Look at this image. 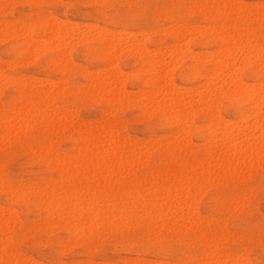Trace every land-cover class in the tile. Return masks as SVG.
I'll return each instance as SVG.
<instances>
[{"label":"rangeland","instance_id":"rangeland-1","mask_svg":"<svg viewBox=\"0 0 264 264\" xmlns=\"http://www.w3.org/2000/svg\"><path fill=\"white\" fill-rule=\"evenodd\" d=\"M263 12L264 0H0V264H264V105L260 106L262 116L250 117L246 102H230L222 96L232 88L224 74L228 70L216 73L214 63L202 60L213 50L232 56L229 61L234 60L236 68L231 71L237 72V80L260 83L262 78H252L251 70L258 67L260 56L264 63ZM54 21H61L64 30L67 26L63 34L53 36L46 31ZM174 27L183 30L181 42L174 36ZM106 31L117 33L114 39L122 48L114 60L101 52L104 45L95 39ZM235 34L238 44L229 40ZM57 37L67 44L60 60ZM127 37L144 46L148 54L142 52V58H137L135 46L134 51H126ZM247 44L250 50L245 51ZM155 52H160L158 58L167 65L161 74L165 88H173L170 92L177 96L180 93V100L191 101L194 109L205 82L201 72L211 73L208 76L216 83L211 87L215 88L214 104L208 111L200 102L193 116L184 119L188 104L176 113H181L179 124L169 119L172 108L150 104L148 95L157 88L151 85L145 59ZM226 56L221 54L228 61ZM113 72L122 75L116 91L98 94L93 81ZM169 79L172 84L167 83ZM19 82L27 83L24 90L17 86ZM47 85L53 89L51 101L46 100L51 103L30 102L27 107L33 111L27 112L28 88H40L39 96H44L42 89ZM163 89L152 91L151 97L166 92ZM172 93L170 97L175 98ZM53 108L63 115H54ZM212 113H219L217 117L235 133L244 123L241 119L248 116L244 127L249 125L252 136L248 132V141L238 150V162L230 156L232 143L222 148L219 137L211 141L204 132ZM252 131L260 138H253Z\"/></svg>","mask_w":264,"mask_h":264},{"label":"bare ground","instance_id":"bare-ground-1","mask_svg":"<svg viewBox=\"0 0 264 264\" xmlns=\"http://www.w3.org/2000/svg\"><path fill=\"white\" fill-rule=\"evenodd\" d=\"M19 2V1H18ZM218 2V1H217ZM258 2V1H257ZM234 3V2H233ZM19 4V3H18ZM97 5V4H96ZM220 5H222V3L220 4ZM228 5V4H227ZM236 5V4H235ZM243 5V4H242ZM256 5V4H255ZM259 5H261L260 3H259ZM259 5L257 6V7H259ZM243 7H244V5H243ZM256 7V6H255ZM227 8V7H226ZM240 8V7H239ZM242 8V7H241ZM260 8V7H259ZM231 9H232V6H231ZM243 10V9H242ZM260 11V10H259ZM258 11V12H259ZM244 12V11H243ZM6 13V12H5ZM264 13V12H263ZM50 15V14H49ZM259 15H260V12H259ZM47 16V15H46ZM211 16V15H210ZM243 16H244V14H243ZM246 16V15H245ZM255 16V15H254ZM258 16V15H257ZM51 17H53V16H51ZM256 17V16H255ZM47 18H50V17H47ZM224 18V17H223ZM228 18V17H227ZM260 18V17H259ZM243 19V18H242ZM251 19H252V17H251ZM41 20V19H40ZM54 20V19H53ZM264 20V19H263ZM31 22V21H30ZM29 22V23H30ZM44 22V21H43ZM53 22V21H52ZM52 22L50 23V25L52 24ZM55 23H53L52 25H51V27H52V29L51 30H46V31H51L52 33H49L50 35L52 34L53 35V33H55V35L57 34V35H60L63 31L65 32V30H66V28H67V26L65 27V30H64V28L62 29L60 26H59V22H61V21H59V22H57V21H54ZM245 22V21H244ZM4 23V22H3ZM70 23H73V22H70ZM227 23V22H226ZM24 24V23H23ZM78 24V23H77ZM89 24V23H88ZM205 24V23H204ZM209 24V23H208ZM29 25V24H28ZM47 25V24H46ZM66 25H68V24H66ZM70 25V24H69ZM175 25V24H174ZM173 25V26H174ZM219 25H222V24H220L219 23ZM227 25H229V24H227ZM230 25H231V23H230ZM6 26V25H5ZM63 26V25H62ZM75 26V25H74ZM84 26V25H83ZM92 26V25H91ZM95 26V25H94ZM189 26V25H188ZM207 26V25H206ZM212 26V25H211ZM217 26V25H216ZM238 26V25H237ZM250 26V25H249ZM15 27V26H14ZM20 27H22V25L20 26ZM26 27H29V26H26ZM99 27H101V26H99ZM194 27V26H193ZM200 27V26H199ZM224 27V26H223ZM234 27H236V26H234ZM252 27V26H251ZM264 27V26H263ZM96 28V27H95ZM176 27H174V29H175ZM182 28V27H181ZM216 28V27H215ZM247 28V27H246ZM4 29V28H3ZM26 29H28V28H26ZM44 29H46L45 27H44ZM49 29V28H48ZM102 29V28H101ZM177 29V28H176ZM175 29V34H174V36H175V38L178 40L177 42H181V40H182V37H183V30H181L180 28H179V30L177 29L176 30ZM183 29H185V28H183ZM190 30H192L191 29V27L189 28ZM189 29H186V30H189ZM194 29V31H195V28H193ZM197 29V28H196ZM234 29V28H233ZM237 29H238V27H237ZM262 29V28H261ZM9 30H11V28L9 29ZM29 30V29H28ZM72 29L70 28V31H71ZM106 30V29H105ZM186 30H184V31H186ZM200 30V29H199ZM204 30H205V28H204ZM213 30V29H212ZM217 30V29H216ZM14 31V30H13ZM16 31H18V30H16ZM23 31V30H22ZM45 31V32H46ZM69 31V32H70ZM158 31H159V29H158ZM197 31V30H196ZM195 31V32H196ZM203 31V30H202ZM235 31H238V30H235ZM246 31V30H245ZM248 31V30H247ZM246 31V32H247ZM264 31V30H263ZM9 32H11V31H9ZM68 32V31H67ZM100 32V31H99ZM103 32V31H102ZM119 32V31H118ZM156 32V31H155ZM173 32V33H174ZM187 32V31H186ZM185 32V33H186ZM188 32H190V31H188ZM205 32H207V30L205 31ZM234 31H231V33H233ZM239 32V31H238ZM115 32L113 31V32H111V31H109V33L106 31V35H98L97 37L98 38H95V39H98L101 43H103V48H104V50L102 51L101 50V52H104L105 51V55H109L110 56V59H115V54L116 53H118V52H120V50H122V48H120L121 46L117 43V41H119V40H117V39H114V37H115V35H117V33L116 34H114ZM127 32H125V34H126ZM132 33V32H131ZM151 33V32H150ZM160 33V32H159ZM192 33V32H191ZM203 33V32H202ZM241 33V32H240ZM257 33V32H256ZM263 33V32H262ZM261 33V34H262ZM16 34V33H15ZM63 34V33H62ZM66 34V33H65ZM97 34V33H96ZM123 34V33H122ZM141 34V33H140ZM143 34V33H142ZM145 34H147V33H145ZM166 34V33H165ZM194 34V33H193ZM192 34V35H193ZM218 34V33H217ZM223 34V33H222ZM228 34H229V32H228ZM234 34V33H233ZM236 34H239V33H236ZM233 35L229 40H231V43L232 42H237V41H239L238 39H237V36L238 35ZM258 34H260V33H258ZM11 35V34H10ZM9 35V36H10ZM67 35V34H66ZM83 34H81V36H82ZM148 35V34H147ZM230 36H231V34H229ZM241 35H246V34H241ZM49 36V35H48ZM54 36V35H53ZM70 36V35H69ZM68 36V37H69ZM72 36V35H71ZM70 36V37H71ZM126 36V35H125ZM141 36L142 35H139V38H141ZM149 36V35H148ZM211 36V35H210ZM221 36V35H220ZM223 36V35H222ZM50 37V36H49ZM64 37V36H63ZM96 37V36H95ZM129 37V36H128ZM128 37H127V39L125 40V41H127L128 40ZM136 37V36H135ZM134 37V38H135ZM143 37V36H142ZM190 37V36H189ZM215 37V36H214ZM224 37V36H223ZM239 37V36H238ZM246 37V36H245ZM250 37V36H249ZM6 38H8V37H6ZM40 38V37H39ZM45 38V37H44ZM60 38H62V37H57V39H56V53H57V60L59 59H62L61 57H63V55L65 54V52L67 51V44L65 43H62L61 42V40H60ZM67 38V37H66ZM117 38H119V36L117 37ZM134 38H133V40H134ZM138 38V37H137ZM222 38V37H221ZM242 38H244L243 36H242ZM247 38V37H246ZM30 39H33V38H30ZM49 39H51V38H49ZM92 39V38H91ZM91 39H90V41H91ZM130 39H132V38H130ZM143 39V38H142ZM189 39V38H188ZM226 39V38H225ZM249 39V38H248ZM252 39V38H251ZM250 39V40H251ZM43 40H45V39H43ZM135 40H138V39H136L135 38ZM140 40V39H139ZM203 40V39H202ZM63 41H65V40H63ZM140 41H142V40H140ZM199 41V40H198ZM201 41V40H200ZM224 41H226V40H224ZM223 41V42H224ZM228 41V40H227ZM244 41V40H243ZM254 41V40H253ZM31 42V41H30ZM39 42V41H38ZM37 42V43H38ZM133 42V43H132ZM138 42V41H137ZM68 43V42H67ZM82 43V42H81ZM84 43V42H83ZM140 43V42H139ZM221 43V42H220ZM233 43V44H234ZM239 42H237V44H238ZM249 43V42H248ZM177 44H179V43H177ZM236 44V45H237ZM246 44V43H245ZM244 44V45H245ZM258 44V43H257ZM53 45V44H52ZM70 45H72V44H70ZM124 45H125V43H124ZM179 45H181V44H179ZM178 45V46H179ZM182 45H184V44H182ZM230 45V44H229ZM251 45V44H250ZM51 46V45H50ZM135 46V49H136V52H137V54H139V57H137V58H142V57H140V56H143V54L146 52L145 50L146 49H144V46H142L141 44H136V41L134 42V41H132V40H129V41H127L126 42V46H124L125 47V50L126 51H128V50H132L133 48L132 47H134ZM170 46V45H169ZM231 46V45H230ZM54 47V48H55ZM123 47V48H124ZM176 47L177 46H173L172 47V45H171V49L172 48H174V50L176 49ZM180 47V46H179ZM184 47V46H183ZM186 47H187V43H186ZM234 47V45L233 46H231V48L230 49H232ZM236 47V46H235ZM234 47V48H235ZM254 47V45L251 47V49L252 50H254V52L253 53H255L256 52V50L253 48ZM256 47V46H255ZM68 48H69V46H68ZM72 48V47H71ZM70 48V49H71ZM228 49H229V47H227ZM226 47H225V49H222V47H221V49L222 50H226L227 49ZM243 48H245L246 50L245 51H247V50H250V46H248V44H247V46H244ZM24 49H26V48H24ZM47 50L48 49H50V48H46ZM170 49V50H171ZM179 49V48H178ZM236 49L238 50V48L236 47ZM258 49H259V47H258ZM125 50H123V51H125ZM149 50V49H148ZM156 50H158V49H156ZM184 50V53H188V51H186V48L184 49H182V51ZM237 50H236V52H237ZM241 50V49H240ZM132 51H134V50H132ZM175 51H177V50H175ZM180 50H178V52H179ZM218 51V50H217ZM242 51V50H241ZM240 51V52H241ZM244 51V50H243ZM259 51V50H258ZM68 52H70V51H68ZM142 52H144V53H142ZM154 52V51H153ZM181 52V51H180ZM224 52V51H223ZM230 52H231V50H230ZM234 52H235V50H234ZM234 52H232V53H234ZM261 52V51H260ZM31 53V52H30ZM147 53V52H146ZM219 53V51L218 52H214V50H213V53H210V55H208L207 57L205 56V58L204 59H202L204 62L205 61H207V62H212V63H214L215 64V72L217 73L218 71H225V70H228V71H231L234 67H235V65L233 66V64H232V61H234V60H232V61H229L230 59H232V58H230V57H232V56H226V54H224V53H221L220 52V54H218ZM226 53L228 54V51H226ZM257 53V52H256ZM68 54V53H67ZM120 54V53H119ZM148 54V53H147ZM146 54V55H147ZM159 54H160V52H159ZM159 54L158 53H156L155 52V54H151L147 59H145V61H146V65L147 66H149L148 67V73L151 75V79H152V82H151V85H152V87H155V88H157V89H155V91L157 90V91H161V89H163V90H166V92H164V93H161V92H159V93H161L160 95L159 94H157V95H159V96H154V97H151V95H150V93L152 94V96L154 95V93L153 92H155V91H153V90H151L150 91V93H149V95H148V93L146 94V95H148L151 99H150V104H152L155 108H161V109H163V108H172V112H171V115H170V117H169V119L172 121V122H174V123H178L179 122V120H180V117L178 116V115H180L179 113H178V115L176 114L178 111H180L181 109H183V108H185V107H187L188 106V104H189V106H188V109H187V111H186V113H185V110H184V119H187V120H189L190 118H191V116H193L192 115V112L194 111V110H196V105L199 103L200 104V102L201 103H203L202 105H203V107H204V110H209V108L211 107V105L212 104H214V91H215V88H214V91L212 90V88L211 87H213V83H216V82H213L212 81V79H211V77L210 76H208V75H210V74H204V72H201L202 73V75L201 76H203V79H205V82H204V84L201 86L202 87V89L200 90V91H198L197 92V96L199 97V99H198V101L195 103L196 105H195V109H194V107H193V104H191V101H187V102H185V101H183V99L182 100H180V93H179V97L177 96V94L175 95V93H172V92H170L172 89H171V87H170V89L169 88H165L166 87V84H164V83H162V81L161 80H163L162 79V77H161V74H162V72L163 71H165V70H163L165 67H163L165 64L163 63V61L161 60V59H159L158 57H159ZM197 54V53H196ZM217 55V59H214V58H212V56H214V55ZM221 54H223V57H227L228 58V61L225 59V58H221ZM186 55V54H185ZM189 55V54H188ZM212 55V56H211ZM220 55V56H219ZM243 55V54H242ZM250 55H251V53H250ZM253 55V54H252ZM261 55V54H260ZM67 56V55H66ZM108 56V57H109ZM136 56V55H135ZM193 56V55H192ZM195 56H197V55H195ZM237 56V55H236ZM241 56V55H240ZM256 56H258V53L256 54ZM255 56V57H256ZM114 57V58H113ZM117 57V56H116ZM124 57V56H123ZM127 57V56H126ZM181 57V56H180ZM191 57V56H190ZM248 57V56H247ZM259 57V56H258ZM261 57V56H260ZM260 57H259V59H260ZM107 58V57H106ZM184 58V57H183ZM197 58V57H196ZM201 58V57H200ZM239 58V57H238ZM252 58V57H251ZM26 59V58H25ZM28 59V58H27ZM178 59V58H177ZM182 59V58H181ZM194 59H195V57H194ZM199 59V58H198ZM225 59V60H224ZM234 59H236L235 57H234ZM245 59L247 60V58L245 57ZM254 59V58H253ZM258 59V58H257ZM257 60V63H258V67L256 68V69H254V70H251V76H252V78H255V77H261L262 78V80H261V82L259 83V81H258V84H256V85H252V83H251V85H249V83H242V81H240V80H237V78H236V74H237V72H236V74H235V72H233V71H231V72H224V74H225V77H226V79H227V82H228V84H227V86L228 85H230V86H232V88L230 87V88H228V89H224L225 91H223L222 89V96H224L227 100H229L230 102L232 101H235L236 99L238 100H243L244 102H246V104L249 106L248 107V112L250 113H248L249 115H250V117H251V115H252V117L254 116L255 117V114H257V115H261V113H263V112H261L262 110H263V108H262V110L260 111V109H261V107L260 106H262V105H264L263 104V98H264V63L263 62H261V60ZM34 60V59H33ZM113 60H111V62L113 61ZM176 60V59H175ZM197 60V59H196ZM241 60V59H240ZM246 60H244V61H246ZM249 60V59H248ZM172 61H174V60H172ZM179 61H180V59H179ZM5 62V61H4ZM114 62V61H113ZM49 63V62H48ZM110 63V62H109ZM233 63H235V61L233 62ZM246 63V62H245ZM70 64V63H69ZM205 64V63H204ZM109 65V67L110 66H114V64L113 63H110V64H108ZM145 65V66H146ZM256 65V64H255ZM65 66V65H64ZM165 66H167V65H165ZM68 67V66H67ZM108 67V68H109ZM115 67V66H114ZM173 67V66H172ZM190 67V66H189ZM243 67V66H242ZM196 67H194V69H195ZM236 68V67H235ZM63 69V68H62ZM101 69V68H100ZM103 69V68H102ZM112 69V68H111ZM114 69H116V67L114 68ZM144 69V68H143ZM139 70V69H138ZM142 70V69H141ZM167 70V69H166ZM169 70V69H168ZM167 70V71H168ZM98 71H99V69H98ZM117 71H120L119 69L117 70ZM116 71V72H117ZM146 71V72H147ZM170 71V70H169ZM168 71V72H169ZM213 71H214V69H213ZM234 71H235V69H234ZM237 71V70H236ZM99 72H101V71H99ZM107 72V71H106ZM111 73V74H107L106 76H104V77H100V78H96L95 79V81H93V84H94V82H95V87L96 88H94V89H97V92H98V94H102V95H105V94H109V93H112L113 94V92L112 91H114L115 90V86H116V84H119V82H121V80H120V77L119 76H122V75H119V74H117V73ZM137 72V71H136ZM215 72L213 73L212 72V74H215ZM68 73V72H67ZM143 73V72H142ZM197 73V72H196ZM122 74V73H121ZM145 74V73H144ZM169 74V73H168ZM199 74V73H198ZM221 74V73H220ZM223 74V75H224ZM96 75V74H95ZM98 75V74H97ZM100 75V74H99ZM162 75H164V73L162 74ZM24 76V75H23ZM128 76H129V74H128ZM222 76V75H221ZM19 77H21V76H19ZM27 77V76H26ZM31 77V76H30ZM93 77V76H92ZM95 77V76H94ZM125 77V76H124ZM161 77V78H160ZM191 77V76H190ZM198 77H200V76H198ZM215 77V76H214ZM33 78V77H32ZM126 78V77H125ZM169 78V77H168ZM3 79V78H2ZM7 79H9V78H7ZM26 79V78H25ZM27 79H29V78H27ZM44 79V78H43ZM91 79H93V78H91ZM215 79V78H214ZM224 79V78H223ZM225 79V80H226ZM15 80V79H14ZM38 81V80H37ZM48 81H51V80H48ZM146 81V80H145ZM167 81V80H166ZM216 81V80H215ZM222 81V80H221ZM4 82H7V81H4ZM30 81H28V83H29ZM34 82H36V81H34ZM34 82H31V84L32 83H34ZM40 82H42V81H40ZM44 82V81H43ZM52 82V81H51ZM164 82V81H163ZM203 82V81H202ZM15 83V82H14ZM17 83V82H16ZM55 83V82H54ZM167 83H171L170 82V79H169V82H167ZM219 83V82H218ZM224 83H226V82H224ZM6 84V83H5ZM24 84H27V83H20L19 82V84H17V86L19 87V89H23L24 90V88H25V85ZM49 84V83H48ZM90 84V83H89ZM92 84V85H93ZM141 84V83H140ZM172 84V83H171ZM219 84H221V83H219ZM32 85H35L36 86V84H32ZM68 85V84H67ZM165 85V86H164ZM29 86V85H28ZM48 86V85H47ZM176 86V85H175ZM199 86V85H198ZM216 86V85H215ZM214 86V87H215ZM221 86V85H220ZM3 87V86H2ZM31 87H33V86H31ZM31 87L30 88H28V89H30V90H28L29 92L28 93H26V91H24L25 93H26V95H25V103H24V105H25V109H26V111L27 112H30V111H33L31 108H28L27 107V104H29L30 102H33V103H37V102H40V104L42 103H44V102H46V100H50L49 98H51L52 97V95H53V89H52V87L50 86H48V87H46L45 86V89H42V94L43 93H45V95L43 96V95H40L39 96V93H40V88L39 89H37V88H35V87H33V89H31ZM173 87V86H172ZM178 87V86H177ZM218 87V86H217ZM225 87V86H224ZM229 87V86H228ZM62 88V87H61ZM119 88V87H118ZM182 88V87H181ZM35 89H37V90H35ZM81 89V88H80ZM90 89H91V87H90ZM154 89V88H153ZM176 89V88H175ZM218 89H219V87H218ZM235 89H237L238 90V93H234L235 92ZM43 90H44V92H43ZM141 90V89H140ZM139 90V91H140ZM174 90V89H173ZM116 91V90H115ZM114 91V92H115ZM153 91V92H152ZM191 91V90H190ZM93 92V91H92ZM183 92V91H182ZM220 92V91H219ZM218 92V93H219ZM60 93V92H59ZM169 93H172V95L174 94V96H175V98L173 97V98H171L170 96H171V94H169ZM186 93V92H185ZM194 93V92H193ZM217 93V92H216ZM237 94V95H236ZM59 95V94H58ZM115 95H116V93H115ZM143 95H145V94H143ZM191 95V94H190ZM101 96V95H100ZM138 96V95H137ZM140 96V95H139ZM182 96V95H181ZM193 96V95H192ZM176 97H178V98H176ZM188 97V96H187ZM220 97H221V95H220ZM112 98V97H111ZM115 98V97H114ZM134 99H135V96L133 97ZM146 98H147V96H146ZM171 98V99H170ZM191 99V97H188V99ZM113 99V98H112ZM149 99V98H148ZM186 99V98H185ZM222 99V98H221ZM111 100V99H110ZM46 102L47 104L48 103H51V102ZM51 101V100H50ZM121 101V100H120ZM149 100H147V102H148ZM193 101V100H192ZM53 102V101H52ZM33 103H31V104H33ZM118 103V102H117ZM47 104H45V105H47ZM147 104V103H146ZM22 105V104H21ZM149 105V104H148ZM51 106V105H50ZM50 106L49 107H47V109L48 108H50ZM53 106H55V105H53ZM142 106H143V104H142ZM13 107H14V104H13ZM24 106H22V107H20V108H18L17 110H18V112H20L21 110L20 109H22ZM31 107V106H30ZM119 107H120V105H119ZM262 107H264V106H262ZM150 108V107H149ZM247 108V107H246ZM54 109V108H53ZM52 109V110H53ZM60 109V108H59ZM152 109V108H151ZM151 109H150V111H151ZM154 109V108H153ZM50 110H51V108H50ZM69 110V109H68ZM198 110H199V108H198ZM215 110H217V109H215ZM22 111H25V110H22ZM48 111V110H47ZM54 111H55V109L53 110V114L54 115H56V114H58V113H60V112H57V113H54ZM59 111V110H58ZM146 111V110H145ZM182 111V110H181ZM180 111V112H181ZM237 111H239V110H237ZM26 112V113H27ZM42 112V111H41ZM44 112H46V111H44ZM67 112V111H66ZM69 112V111H68ZM147 112V111H146ZM48 113V112H47ZM47 113H45L44 115H46ZM151 113V112H150ZM199 113V112H198ZM216 113V112H215ZM240 113V112H239ZM242 113V112H241ZM29 114V113H28ZM219 114V113H218ZM217 114V115H218ZM244 114V113H243ZM254 114V115H253ZM25 115V114H24ZM32 115V114H31ZM53 115V116H54ZM61 115H63V113H60V115L59 116H61ZM217 115H213V113H212V121H210V123H209V125H206L205 127H204V132H207V134H209V136L213 139V140H211V141H216V140H218V139H216L217 137H219V139H221L222 141H223V143H222V148L226 145V144H231L230 146H231V148H230V151H231V153H230V156H231V158L234 160V161H236V162H238V160L240 159V158H238V155H239V153L241 154V151L239 152L238 150H240V147L242 146L243 147V143L247 140V138H249V137H247L248 136V130H249V125L248 126H245L244 127V123L247 125V122H246V120H244L245 118H247V117H244L243 118V120L241 119V121L242 122H244L242 125H241V130L239 131V133L238 132H234L235 130H234V128H230L229 129V127H228V125L227 124H225L222 120H220V118H218L217 117ZM240 115V114H239ZM257 115H256V117H257ZM47 116H48V114H47ZM56 116H58V115H56ZM71 116V115H70ZM236 116V115H235ZM246 116V115H245ZM262 116V115H261ZM260 116V117H261ZM49 117V116H48ZM241 117V116H240ZM243 117V116H242ZM249 117V118H250ZM259 117V116H258ZM47 118V117H46ZM54 118H55V116H54ZM209 118H211V117H209ZM234 118V117H233ZM262 118V117H261ZM251 119V118H250ZM51 120V119H50ZM170 120H169V122H170ZM256 120V119H255ZM262 120V119H261ZM47 121H49V120H47ZM238 121V120H237ZM248 121V120H247ZM252 121H254V119L252 120ZM256 121H259L260 122V120L258 119V120H256ZM262 122V121H261ZM49 123V122H48ZM55 123V122H54ZM60 123V122H59ZM62 123V122H61ZM65 123V122H64ZM171 123V122H170ZM183 123V122H182ZM228 123V122H227ZM241 123V122H240ZM179 124H181L180 122H179ZM260 124V123H259ZM262 124V123H261ZM183 125V124H182ZM232 125H233V123H232ZM231 125V126H232ZM193 126V125H192ZM244 128H243V127ZM252 126V125H251ZM260 126V125H259ZM262 126H263V124H262ZM6 127V126H5ZM20 127V126H19ZM181 126H179V128H180ZM199 127V126H198ZM201 127V126H200ZM253 127H256V125L255 126H252V128ZM9 128V127H8ZM8 128H6V129H8ZM178 128V129H179ZM251 128V127H250ZM251 128V129H252ZM13 129V128H12ZM20 129V128H19ZM240 129V128H239ZM256 129L258 130L259 128L258 127H256V128H254V130L256 131ZM28 130V129H27ZM182 130V129H181ZM253 130V129H252ZM253 130V131H254ZM263 129H261L260 131H262ZM11 131V130H10ZM19 131V130H18ZM25 131V130H24ZM180 131V130H179ZM238 131V130H237ZM252 131V132H253ZM254 131V132H255ZM177 132V131H176ZM253 132V138H256V139H258L257 137H258V132H257V137H255V133ZM250 133V132H249ZM260 133V132H259ZM252 133H250L249 134V136L251 135ZM261 134V133H260ZM4 135V134H3ZM13 135V134H12ZM176 135H178V133H176ZM187 135V134H186ZM123 136V135H122ZM180 136V135H179ZM252 136V135H251ZM250 136V137H251ZM6 137V136H5ZM121 137V136H120ZM119 137V138H120ZM184 137V136H183ZM189 137V136H188ZM113 138V137H112ZM209 138V137H208ZM259 138H260V135H259ZM106 139V138H105ZM174 139V138H173ZM176 139V138H175ZM215 139V140H214ZM262 139V138H261ZM93 140V139H92ZM102 140H104V139H102ZM112 140H115V139H112ZM118 140V139H117ZM124 140V139H123ZM129 140V139H128ZM186 140H187V138H186ZM116 141V140H115ZM120 141V140H119ZM119 141H117V143L119 142ZM125 141V140H124ZM210 141V142H211ZM248 141V140H247ZM255 141V140H254ZM259 141V140H258ZM112 142V141H111ZM123 142V141H122ZM132 142V141H131ZM134 142V141H133ZM257 142V141H256ZM89 143H91V142H89ZM88 143V144H89ZM102 143H104V141L102 142ZM110 143V142H109ZM120 144H121V142H119ZM184 143V142H183ZM213 143V142H212ZM215 143V142H214ZM259 143V142H258ZM258 143H257V146H258ZM82 144V143H81ZM98 144H99V142H98ZM112 144V143H111ZM125 144V143H124ZM130 144V143H129ZM211 144V143H210ZM262 144H264V143H262ZM89 145H91V144H89ZM96 145V144H95ZM100 145V144H99ZM110 145V144H109ZM108 145V146H109ZM207 145H209L208 144V142H207ZM256 145V144H255ZM94 146V145H93ZM114 146H115V144H114ZM126 146V145H125ZM130 146H132V144L130 145ZM203 147H204V145H202ZM211 146V145H210ZM254 145L252 144V146L251 147H253ZM95 147V146H94ZM101 147V146H100ZM105 147V146H104ZM256 147V146H255ZM259 147V146H258ZM109 148V147H108ZM130 148V147H129ZM132 148V147H131ZM222 148L220 149V150H222ZM257 148V147H256ZM95 149V148H94ZM99 149V148H98ZM103 149V148H102ZM133 150H134V148H132ZM208 149V148H207ZM212 149V148H211ZM251 149V148H250ZM97 150V149H96ZM107 149H105L104 151H106ZM129 150V149H128ZM210 150V149H209ZM242 150V149H241ZM253 150V149H252ZM258 150V149H257ZM257 150H255L256 152H257ZM261 150V149H260ZM108 151V150H107ZM113 151V150H112ZM247 152H249V150L247 151ZM107 153V152H106ZM109 154H110V152H108ZM252 153H254V151L252 152ZM258 153V152H257ZM112 154V153H111ZM115 154V153H114ZM113 156V155H112ZM127 156V155H126ZM125 156V157H126ZM241 156V155H240ZM51 157V156H50ZM89 157V156H88ZM106 157V156H105ZM107 157H109V156H107ZM65 158H66V156H65ZM51 159V158H50ZM54 159H55V157H54ZM67 159V158H66ZM250 159V158H249ZM82 160V159H81ZM80 160V161H81ZM97 160V159H96ZM253 160H254V158H253ZM52 161H54V160H52ZM74 160H72V162H73ZM90 161H91V159H90ZM93 161V160H92ZM98 161V160H97ZM226 161V160H225ZM232 161V160H231ZM89 162V161H88ZM100 162H101V160H100ZM216 162V161H215ZM247 162H248V160H247ZM93 163H94V161H93ZM217 163V162H216ZM215 163V164H216ZM252 163V162H251ZM233 164V163H232ZM231 164V165H232ZM253 164V163H252ZM42 165H45V164H42ZM51 165V164H50ZM55 165V164H54ZM222 165V164H221ZM236 165V164H235ZM260 165V164H259ZM60 166H61V163H60ZM73 166V165H72ZM212 166V165H211ZM213 166H215V165H213ZM228 165H226V167H227ZM247 166V165H246ZM249 166V165H248ZM256 166V165H255ZM53 167L54 166H52V169H53ZM65 167V166H64ZM206 167V166H205ZM224 167H225V165H224ZM251 168V167H250ZM211 171V170H210ZM189 172V171H188ZM220 172V171H219ZM69 173V172H68ZM184 173V172H183ZM65 174V173H64ZM67 174V173H66ZM177 174V173H176ZM188 174V173H187ZM195 174V173H194ZM185 175V174H184ZM186 176V175H185ZM64 177V176H63ZM185 180V179H184ZM169 181V180H168ZM183 181V180H182ZM204 181V180H203ZM2 182H4L3 181V179H2ZM175 181H173V183H174ZM176 182H177V180H176ZM184 182H186V181H184ZM190 182V181H189ZM28 183V182H27ZM178 183H180V179H179V182ZM188 184V183H187ZM187 184H186V186H187ZM3 185V184H2ZM163 185V184H162ZM177 185H179V184H177ZM49 186V185H48ZM53 186V185H52ZM176 187V186H175ZM181 187H185L184 185L183 186H181ZM181 187H179V188H181ZM194 187V186H193ZM195 187H196V185H195ZM8 188V187H7ZM7 188H6V190H7ZM152 188V187H151ZM159 188H161V187H159ZM176 188H178V186L176 187ZM186 188V187H185ZM189 188V187H188ZM3 189V188H2ZM48 189V188H47ZM165 190H166V188H164ZM173 189H175V188H173ZM184 189V188H183ZM151 190V189H150ZM156 190H157V188H156ZM171 190V189H170ZM15 191H17V188H16V190ZM42 191V190H41ZM176 191H178V189L177 190H175V191H173V192H176ZM202 191V190H201ZM1 192V191H0ZM12 192V191H11ZM67 192V191H66ZM79 192V191H78ZM84 192V191H83ZM171 192V191H170ZM180 192V191H179ZM54 193V192H53ZM68 193V192H67ZM80 193V192H79ZM9 194V193H8ZM7 194V195H8ZM19 194V193H18ZM32 194V193H31ZM69 194V193H68ZM67 194V195H68ZM169 194H171V193H169ZM169 194H168V196H169ZM202 194V193H201ZM14 195V194H13ZM13 195H10V196H13ZM79 195V194H78ZM91 195V194H90ZM93 195V194H92ZM135 195V193L133 194V196ZM156 195V194H155ZM203 195V194H202ZM84 196H85V194H84ZM55 197V195L53 196V198ZM70 197V196H69ZM75 197V196H74ZM79 197V196H78ZM135 197V196H134ZM165 197H166V195H165ZM58 198V197H57ZM90 198H92V197H90ZM97 198V197H96ZM13 199V198H12ZM43 199V198H42ZM51 199V198H50ZM59 199V198H58ZM66 199V198H65ZM77 199V198H76ZM82 199V198H81ZM89 199V198H88ZM87 199V200H88ZM101 199V198H100ZM137 199V198H136ZM54 200V199H53ZM64 200V199H63ZM69 200V199H68ZM78 200V199H77ZM80 200V199H79ZM83 200V199H82ZM138 200V199H137ZM136 200V201H137ZM146 200V199H145ZM144 200V201H145ZM45 201V200H44ZM49 201V200H48ZM66 201V200H65ZM71 201V200H70ZM47 202V201H46ZM67 202V201H66ZM76 202H78V201H76ZM88 202H89V200H88ZM87 202V203H88ZM98 202V201H97ZM103 202V201H102ZM140 202V201H139ZM138 202V203H139ZM147 202V201H146ZM151 202H152V200H151ZM159 202V201H158ZM63 203V202H62ZM104 203V202H103ZM149 203V202H148ZM44 204V203H43ZM53 204H54V202H53ZM72 204V203H71ZM85 204V203H84ZM128 204V203H127ZM151 204V203H150ZM149 204V206H151ZM74 205V204H73ZM94 205H95V202H94ZM131 205V204H130ZM43 206V205H42ZM99 206V205H98ZM8 207V206H7ZM51 207H52V205H51ZM60 207V206H59ZM78 207V206H77ZM94 207H96V205L94 206ZM55 208V207H54ZM79 208H82V207H79ZM92 208V207H91ZM159 208V207H158ZM165 208V207H164ZM7 209V208H6ZM5 209V210H6ZM41 209V208H40ZM106 209V208H105ZM117 209V208H116ZM163 208H161V213H162V211L164 210H162ZM14 210V209H13ZM70 210V209H69ZM123 210V209H122ZM125 210V209H124ZM123 210V211H124ZM127 210V209H126ZM167 210L168 209H166L165 208V212H167ZM8 211H9V209H8ZM12 211V210H11ZM57 211H59V210H57ZM81 211V210H80ZM93 211H95V210H93ZM97 211V210H96ZM99 211V210H98ZM97 211V212H98ZM118 211V210H117ZM153 211V210H152ZM158 211V210H157ZM160 211V210H159ZM13 212V211H12ZM81 212H83V211H81ZM148 212V211H147ZM189 212H193V210L192 211H189ZM9 213H10V211H9ZM77 214H78V212H76ZM80 213V212H79ZM93 213V212H92ZM104 213H107V212H104ZM123 213V212H122ZM130 213V212H129ZM138 213V212H137ZM142 213V212H141ZM152 213V212H151ZM157 213V212H156ZM156 213H154V215L156 214ZM4 214V213H3ZM82 214V218L84 217V214L83 213H81ZM100 214H101V212H100ZM117 214H119V213H117ZM136 214V213H135ZM158 214H160V212H158L157 213V215ZM187 214H188V212H187ZM187 214L186 215H184V216H187ZM190 214H192V213H190ZM190 214H188L189 216H190ZM194 214H195V212H194ZM1 215V214H0ZM6 215V214H5ZM8 215V214H7ZM6 215V216H7ZM11 215V214H10ZM10 215H8V216H10ZM13 215V214H12ZM102 215V214H101ZM104 215V214H103ZM102 215V217H104ZM116 215V214H115ZM120 215V214H119ZM124 215H125V211H124ZM161 215V214H160ZM159 215V216H160ZM166 215V214H165ZM196 215V214H195ZM194 215V216H195ZM14 216V215H13ZM16 216V215H15ZM107 216V215H106ZM122 216V215H121ZM188 216V217H189ZM70 217H71V215H70ZM100 218H101V216H99ZM114 217V216H113ZM112 217V218H113ZM120 217V216H119ZM118 216H117V218H119ZM128 216H126V218H127ZM132 217V216H131ZM130 217V218H131ZM136 217V216H135ZM156 217V216H155ZM191 217H192V215H191ZM12 218H14V219H16L15 217H12ZM76 218V217H75ZM93 218V217H92ZM100 218H98V221H102V220H99ZM158 218V217H157ZM161 218H162V215H161ZM193 218V217H192ZM6 219H8V218H6ZM71 219V218H70ZM81 219V218H80ZM103 219V218H102ZM104 219H106V217L104 218ZM103 219V220H104ZM114 219V218H113ZM112 219V220H113ZM122 219H124L123 217H122ZM129 219V218H128ZM154 219H156V218H154ZM184 219H187V218H184ZM189 219V218H188ZM187 219V220H188ZM194 219H196V218H194ZM11 220V219H10ZM10 220H8L9 222H10ZM78 220H79V218H78ZM120 220H121V218H120ZM132 220H133V218H132ZM161 220V219H160ZM163 220V219H162ZM205 220V219H204ZM79 221H81V220H79ZM105 221V220H104ZM109 221H111V220H109ZM124 221H126V220H124ZM190 221V220H189ZM188 221V222H189ZM195 221V220H194ZM197 221V220H196ZM76 222H78L77 220H76ZM86 221H84V223H85ZM128 222V221H127ZM102 223V222H101ZM100 223V224H101ZM107 223V222H106ZM69 224H72V223H69ZM76 224V223H75ZM104 224V223H103ZM102 224V225H103ZM118 224V223H117ZM89 225V224H88ZM119 225V224H118ZM122 225H124L123 223H122ZM127 225V224H126ZM132 225V224H131ZM195 225V224H194ZM193 225V226H194ZM68 226H70V225H68ZM101 226V225H100ZM107 226V225H106ZM128 226V225H127ZM72 227V226H71ZM121 227V226H120ZM123 227V226H122ZM74 228V227H73ZM79 227H77V229H78ZM92 228V227H91ZM77 229H75V230H77ZM81 229V228H80ZM113 229V228H112ZM111 229V230H112ZM74 230V229H73ZM73 230H71V231H73ZM74 230V231H75ZM79 230V229H78ZM95 230V229H94ZM97 230H99V229H97ZM103 230V229H102ZM194 230V229H193ZM86 231H89V230H86ZM82 232H84V231H82ZM100 232H101V230H100ZM74 233V232H73ZM71 234H72V232H71ZM78 235H80V234H78ZM7 240V239H6ZM67 247H68V245H67ZM65 251V250H64ZM207 252V251H206ZM210 254H211V252H210ZM215 254V253H214ZM216 254L217 255H219L218 253H217V251H216ZM209 255V254H208ZM207 255V256H208ZM216 255V256H217ZM221 256V255H220ZM222 256H223V254H222ZM221 256V257H222ZM223 257H225V256H223ZM226 257H227V255H226ZM236 257V256H235ZM24 258V257H23ZM30 258V257H29ZM18 259V258H17ZM8 260V259H7ZM242 260H243V258H242ZM17 261H19V260H17ZM21 261V260H20ZM32 261H34V260H32ZM31 261V262H32ZM240 261V260H239ZM247 261V260H246ZM246 261H244V262H246ZM37 262V261H36ZM35 262V263H36ZM237 262V261H236ZM244 262H242V263H244ZM6 263V262H5ZM247 263V262H246ZM249 263V262H248ZM247 263V264H248Z\"/></svg>","mask_w":264,"mask_h":264}]
</instances>
